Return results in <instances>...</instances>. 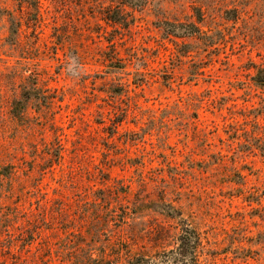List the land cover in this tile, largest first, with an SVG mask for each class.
<instances>
[{
    "label": "rangeland",
    "instance_id": "obj_1",
    "mask_svg": "<svg viewBox=\"0 0 264 264\" xmlns=\"http://www.w3.org/2000/svg\"><path fill=\"white\" fill-rule=\"evenodd\" d=\"M261 68L264 0H0V264H264Z\"/></svg>",
    "mask_w": 264,
    "mask_h": 264
},
{
    "label": "trees",
    "instance_id": "obj_2",
    "mask_svg": "<svg viewBox=\"0 0 264 264\" xmlns=\"http://www.w3.org/2000/svg\"><path fill=\"white\" fill-rule=\"evenodd\" d=\"M172 32H176L179 27L174 26ZM184 29V33L195 32V26ZM256 81L264 85L263 68L258 69ZM161 211H165L171 217H177L180 213L175 212L167 204H162ZM172 209V210H171ZM180 232L177 236L176 247L170 250H161L155 254H137L130 258L128 264H199L203 244L199 232L189 224L180 221Z\"/></svg>",
    "mask_w": 264,
    "mask_h": 264
}]
</instances>
